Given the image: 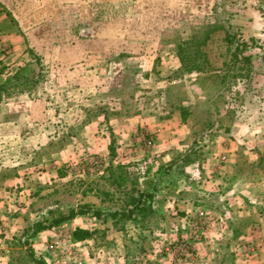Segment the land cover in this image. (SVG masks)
<instances>
[{"label": "rangeland", "instance_id": "374dc122", "mask_svg": "<svg viewBox=\"0 0 264 264\" xmlns=\"http://www.w3.org/2000/svg\"><path fill=\"white\" fill-rule=\"evenodd\" d=\"M12 1L9 7L17 18L13 19L15 25L19 22L27 25L36 21L37 17L31 16L32 9L37 13L32 0ZM231 1L233 0H225L227 3H219L208 10L205 18L200 19L203 25L199 28L192 27L189 33L191 36L200 34L195 33L196 30L205 32L202 35L205 44L199 46L202 55L198 57L203 71L191 75L190 78L194 83L192 89L196 96L192 104L183 106L188 83H181V79L185 75L172 76V87H168L167 95L157 83H134L138 77L129 75L123 76L124 90H111L112 78L115 80L116 75H96L103 83L102 96L108 100V104L102 106L101 110L112 112L107 113L109 121L99 122V130L106 133L107 139H101V144L97 142V151L92 150L93 146L89 144L96 142V139L87 133L92 124H83L87 126L84 129L85 135H78L72 132L71 128L66 129L68 124H60V137L57 131H52L51 136L57 135L46 141H49V145L44 144L39 151L24 146L26 152H29L28 157L40 163V171L44 170L47 164L43 159L52 157L56 151L67 152V162L61 164L63 171L57 176L54 172V177L48 176L49 178L44 180L38 177L26 179L29 194L21 204L25 206L31 198L29 209L21 213L22 206H16L19 210L14 214L20 217V220L13 233H5L0 224V264H37V261L46 264H74L76 260L89 258L101 262L118 259L123 260L125 264H156L163 258H171V261L176 262L187 260L192 264H264V207L261 204H245L241 213L231 216L225 195L222 194L223 198L220 199L211 193L209 199L206 197L208 201L201 202L191 213L192 216L200 209L207 212L203 222L196 218L201 228L196 222L190 223L188 219L186 228L183 229L185 233L182 235L167 231L165 221L161 218L162 212L159 211L146 215L143 220L121 221L118 225H115L112 219L106 221L93 215L95 210L109 212L129 208L134 199L138 198V194L147 189L145 183L156 178L163 182L175 181L178 185L175 189L177 191L181 183L187 188L183 190H188L185 192L199 196L197 192L203 188H198L201 180L205 178L200 179L194 172L191 173L192 162L189 161L196 160L195 163H198L200 160H206L204 154L212 152L213 158L221 157V163L224 165L225 158L222 155L219 157L220 150H228L234 146L231 135L233 131L243 136L247 132L243 137L246 142L238 141V147L243 151L251 148L257 154L256 161L250 160L249 157L244 161L245 164L240 166L242 176L255 182L264 178V154L259 155L264 153V149L260 150L264 148V27L262 35L254 39L247 40L237 33L241 46L236 52L237 43L229 46L230 41L227 40L228 34L231 33L228 29L230 14L226 4ZM4 7L0 5V10ZM256 8L264 19V0H258ZM149 14L150 11H147V19L142 28L152 23L148 19ZM176 20L177 18L173 19ZM177 33L173 35L175 41L184 36L180 32ZM196 49L197 46L193 47V53ZM246 57H251L250 62H247ZM169 61L171 66L178 64L176 59L170 58ZM24 63L26 60H23L22 64ZM27 66L29 73H36L40 68L39 64ZM5 73L11 76L13 72L12 69H6ZM192 83L189 84L193 85ZM155 87L158 89H154ZM202 95L207 98V102L199 99ZM0 108V113H3L2 104ZM184 108L187 110L186 122L183 120ZM96 110L98 111V107ZM138 112H146L147 116L152 114L151 117L155 119V115L160 116L162 120L178 118L180 123L182 122L179 127L183 134L180 137L176 134L177 138L174 140L173 137H168L166 131L159 138V131H152L145 126H138L137 130L126 137L122 133L118 135L114 132L119 121L138 115ZM116 113H121L122 116ZM112 139L115 140L113 145ZM150 139L153 141L151 146L148 145ZM16 146V140L9 143L0 140V184L18 175L15 168L5 169V164L15 155L13 150ZM167 153L169 157H166ZM30 162L32 161H28V164ZM60 163L58 158L53 160L54 166ZM175 164L177 167L174 171L167 170ZM50 166L53 167L49 163ZM156 174H160V177H156ZM119 179L121 181L117 184L112 181ZM21 189L13 187L12 193H19ZM223 191L227 193V188ZM13 203L17 202L13 200ZM82 206L91 210L88 213L90 215L83 216L86 219L82 221L85 229L94 232L85 242V245L90 247L89 250L74 248L76 242L82 244V241L74 240L73 232L77 225H70L68 221L28 237L32 232V229L30 232L28 229L34 222L48 218L49 224L54 218L67 215L71 209H80ZM154 206V210L161 207L157 203ZM65 224L67 225L64 226ZM56 241L57 249L50 251L51 244ZM75 250L80 253L78 256L73 254ZM5 255H8V258L6 263H3L2 258Z\"/></svg>", "mask_w": 264, "mask_h": 264}, {"label": "crops", "instance_id": "0c3cea01", "mask_svg": "<svg viewBox=\"0 0 264 264\" xmlns=\"http://www.w3.org/2000/svg\"><path fill=\"white\" fill-rule=\"evenodd\" d=\"M32 1L36 5L37 13L32 9L31 16L37 17L36 21L27 25L23 22L15 25L13 19L17 18L9 7L13 1L0 0V5L8 6L0 10V68H2L0 83L12 80L20 68L36 64L32 62L35 56L40 61V68L37 71L40 80L36 86L24 92L4 95L0 100L2 110L4 108L3 113H0V140L8 143L16 140L17 143L13 150L15 155L9 159L8 164H5V169L15 168L18 170V175L0 184V224L7 234L13 233L20 220V217L14 214L19 210L16 206L19 204L22 206L21 213L29 209L30 197L25 206L21 204L29 194L26 179L32 180L38 177L44 180L48 176L54 177V174L57 176L62 173V165L67 162L68 153L56 151L51 155L52 157L43 159V162L47 164L43 165L44 170L40 171V163L28 157L29 152H26L24 146L39 151L44 144L49 145L47 140L55 138L57 134L60 137V124H68L66 129L71 128L72 132L78 135L82 133L85 135L84 129L87 126L83 124H92L88 127L87 133L96 139V142H89V144L93 146L92 150L97 151L99 149L97 142L101 144V139H107L106 133L99 130L101 125L99 122L109 121L108 114L112 112L101 110L102 106L108 104V100L102 96L103 83L96 75L106 74L110 77L116 75V81L112 78L114 84L112 83L111 90H124L122 79L123 76L129 75L138 77L134 83L138 81L140 83L143 81L145 84L157 83L167 95L168 87H172V76L180 68L176 52L178 43L190 37L192 27L199 28L203 25L201 20L205 18L208 10L219 3H227L225 0ZM257 4L258 0H233L226 4L230 14L228 22L230 33H240L247 40L262 35L264 19L256 8ZM147 11H150L148 19L152 23L142 28L147 19ZM175 18L177 20L173 21ZM135 32L137 33L134 34ZM177 32L184 36L175 41L173 35ZM170 58L176 59L178 64L174 63V66H171ZM23 60H26L25 66L22 64ZM6 69H12L11 76L5 73ZM36 73L33 72L32 75L36 76ZM197 74L200 73L196 71L186 73L181 79V83H188L183 106L192 104L196 97L192 89L194 83L190 78L191 75ZM145 87L148 86L145 85ZM70 93L73 94L70 95ZM199 99L207 102L204 95L199 96ZM206 102H204L205 105ZM96 107L98 111H95ZM120 115L122 116L121 113ZM151 115L147 116L146 112H138V115L119 121L114 132L118 135L122 133L126 137L137 130L138 126H145L152 131H159V138L166 131H168V137H173L174 140L177 138L176 134L179 137L183 134L179 127L182 126V122L180 123L178 118L162 120L158 115H155L156 119ZM52 131H57V134L51 136ZM246 134L247 132L244 136ZM231 135L234 146L228 150H220L219 157L222 155L225 158L224 165L221 163L223 161L221 157L213 158L212 152L204 154L206 160H200L198 163L194 160L191 163V173L194 172L200 179L205 178L199 185L198 189L203 188L198 190L199 196L185 192L188 190H183L187 188L181 183L177 191L175 189L178 185L175 181L159 180V187L162 188L155 196L153 208L156 203L161 206L160 209L155 210L162 212V221H165L167 231L171 234L185 233L183 229L186 228L189 215L201 205V202L208 201L206 197L209 199L211 193L220 199L223 198L222 194L225 195L224 199L228 201L231 216L241 213L245 204L255 203L264 207V178L258 182L251 181L249 177L242 176L240 168L249 157L250 160L256 161L257 154L251 148L243 151L238 147V141L246 142L241 133L233 131ZM111 136L113 137L112 133ZM262 149L264 148H260L261 151ZM169 156L167 153L166 157ZM55 158L61 162L57 166L53 165ZM28 161L32 162L28 164ZM259 161H262L260 156ZM49 163L53 167H49ZM176 167V164L171 165L168 171ZM13 187L22 189L19 193H12ZM226 188L227 193L223 191ZM13 200L17 203H13ZM83 216L85 215L77 216L68 223L76 224L75 228H85L82 221L86 218ZM85 242L87 240L82 241V244L76 242L74 248L89 250L90 247L86 246ZM77 250L73 252L75 256L80 254ZM7 258L8 255L2 258L3 263H6ZM80 261V264H125L123 260L118 261V259H107L101 262L98 259L89 258ZM156 264L192 263L187 260L176 262L171 261V258H163Z\"/></svg>", "mask_w": 264, "mask_h": 264}, {"label": "trees", "instance_id": "16d2710c", "mask_svg": "<svg viewBox=\"0 0 264 264\" xmlns=\"http://www.w3.org/2000/svg\"><path fill=\"white\" fill-rule=\"evenodd\" d=\"M203 29V27H201ZM205 29V28H204ZM200 30H196L195 33H200L197 35L191 34V36L187 39H182L177 46V56L180 61V68L176 72V76L185 75L186 73H191L193 71L201 73L203 71V67L198 63V57L202 55V53L199 51V46L201 44H205V38H203L202 35L205 34V32L201 33ZM207 37V36H206ZM227 40L230 41V45L237 43L236 52H238L239 47L241 44L239 43V39L237 38V34L231 33L228 34ZM198 49L195 50L193 53V47H196ZM245 46V44H244ZM236 56V55H235ZM36 60L34 63L40 65L39 58L37 56L34 57ZM248 59L247 62H250L251 57H246ZM28 66H25L23 68H20L17 73L14 75L12 80H7L4 83H0V100L3 98L4 95H13L19 92H24L27 90H30L40 80V76L38 72L36 73V76L32 75V73L27 72ZM2 71V68L0 69V73ZM227 75V74H226ZM183 120H187V110L183 109ZM114 139L111 141V145L114 143ZM189 161V162H193ZM182 168V167H181ZM112 170V166L110 168ZM169 170V169H167ZM166 170V172H167ZM113 176V175H111ZM156 177H160V174H156ZM160 180V179H159ZM156 179H151L147 181L145 184L147 185L146 190H142L138 194V198L134 199L132 202L133 205L129 206V208L124 209H118L115 211H109L105 212L102 210H95L93 211V215L96 218H104V220L112 219L115 225H118L121 221H127V220H143L146 215H153L156 214V210L153 208V201L155 199V196L160 190V181ZM114 184H117L121 180H112ZM91 210L89 208L86 209L82 206L80 209H71L67 215L59 216V218H54L51 220L49 224L47 222L49 221L48 218L34 222L28 229V232H30V229H32L31 234H29L28 237H33L39 232L50 229L54 226H57L61 223L67 222L69 220L74 219L77 216L86 215ZM94 232H91L90 230H87L85 228L77 227L75 231L73 232L74 240L75 241H84L88 239L90 236H92ZM28 241V240H27ZM37 264H46L45 262L37 261Z\"/></svg>", "mask_w": 264, "mask_h": 264}, {"label": "built area", "instance_id": "2783aa9c", "mask_svg": "<svg viewBox=\"0 0 264 264\" xmlns=\"http://www.w3.org/2000/svg\"><path fill=\"white\" fill-rule=\"evenodd\" d=\"M152 144H153V141L151 139L148 140V145L151 146ZM206 213H207L206 211L200 209V210H198V212L196 214H194L192 216L190 214L189 215V222L190 223L191 222H196V224L199 225V228H201V224H199L200 222H197L196 218L201 220V222H203L202 219L206 217ZM57 243H58V241H56L55 243L51 244L50 251H55L57 249ZM80 262H81L80 260H77L76 264H80Z\"/></svg>", "mask_w": 264, "mask_h": 264}]
</instances>
